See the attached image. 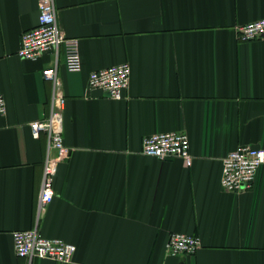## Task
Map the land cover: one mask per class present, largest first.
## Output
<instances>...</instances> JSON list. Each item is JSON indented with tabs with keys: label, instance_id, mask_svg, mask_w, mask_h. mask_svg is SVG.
I'll list each match as a JSON object with an SVG mask.
<instances>
[{
	"label": "crops",
	"instance_id": "1",
	"mask_svg": "<svg viewBox=\"0 0 264 264\" xmlns=\"http://www.w3.org/2000/svg\"><path fill=\"white\" fill-rule=\"evenodd\" d=\"M38 2L0 0V264H60L16 255L14 232L31 229L75 245L70 264H264V166L244 192L221 184L230 152L264 150V38L238 34L264 19V0H55L62 32L79 41V72L63 49L18 56ZM121 64L131 67L123 99L89 88L93 72ZM54 66L70 154L38 218L47 139L30 124L49 115L42 72ZM172 132L188 135L191 167L143 153L146 137ZM173 233L202 247L169 256Z\"/></svg>",
	"mask_w": 264,
	"mask_h": 264
},
{
	"label": "built area",
	"instance_id": "2",
	"mask_svg": "<svg viewBox=\"0 0 264 264\" xmlns=\"http://www.w3.org/2000/svg\"><path fill=\"white\" fill-rule=\"evenodd\" d=\"M38 24L26 31L21 38L18 56L36 61L47 53L59 56L63 49L66 68L79 72L82 68L79 41L67 37L61 30L55 0H39ZM239 39L243 42L264 38V19L251 22L238 28ZM45 80L53 85L50 112L47 118L30 124L32 135L47 139L46 156L43 167L41 191L38 201V218L55 197L54 180L59 164L65 161L70 150L63 139V113L66 99L61 93L58 68L54 66L42 72ZM131 67L129 64L116 65L93 72L89 78V88L103 90L114 100H121L130 85ZM7 111L6 101L0 95V116ZM143 153L161 161L174 157L184 160L191 167L190 140L186 133H161L143 140ZM264 166V150L251 146H241L223 159L221 184L226 192L239 194L251 189L259 169ZM16 255L32 262L34 259H48L60 264L73 262L77 247L59 239L42 237L38 229L17 231L13 234ZM202 247L201 240L183 233L171 234L166 246L169 256H194Z\"/></svg>",
	"mask_w": 264,
	"mask_h": 264
},
{
	"label": "water",
	"instance_id": "3",
	"mask_svg": "<svg viewBox=\"0 0 264 264\" xmlns=\"http://www.w3.org/2000/svg\"><path fill=\"white\" fill-rule=\"evenodd\" d=\"M108 96H110V95L108 94Z\"/></svg>",
	"mask_w": 264,
	"mask_h": 264
}]
</instances>
